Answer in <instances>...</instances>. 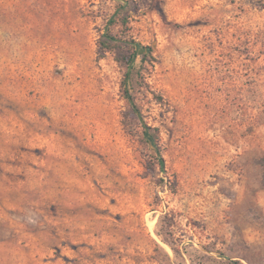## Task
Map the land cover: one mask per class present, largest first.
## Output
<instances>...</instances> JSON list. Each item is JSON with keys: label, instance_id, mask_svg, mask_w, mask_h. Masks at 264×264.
<instances>
[{"label": "rangeland", "instance_id": "1", "mask_svg": "<svg viewBox=\"0 0 264 264\" xmlns=\"http://www.w3.org/2000/svg\"><path fill=\"white\" fill-rule=\"evenodd\" d=\"M130 1L0 0V264H264V0Z\"/></svg>", "mask_w": 264, "mask_h": 264}, {"label": "trees", "instance_id": "2", "mask_svg": "<svg viewBox=\"0 0 264 264\" xmlns=\"http://www.w3.org/2000/svg\"><path fill=\"white\" fill-rule=\"evenodd\" d=\"M134 5L133 1L119 0L118 7L110 19V25H127ZM98 44L102 54L113 50L118 51L119 61L126 67V72L121 83L123 98L129 106L131 114L141 120L142 112L136 103L133 92L136 90L138 81L143 79L144 65L148 62L147 59L151 57V49L133 39L118 38L111 30H107L100 36ZM138 59H140V64H137ZM142 129L144 142L151 149L159 151L157 147L159 130L147 126L144 122H142ZM158 163L160 168L163 169L164 162L161 157L158 158ZM258 164L261 167L260 186L264 189V154L258 160Z\"/></svg>", "mask_w": 264, "mask_h": 264}]
</instances>
